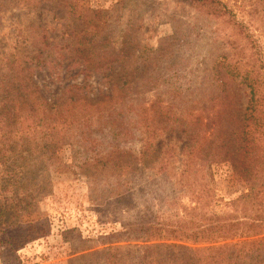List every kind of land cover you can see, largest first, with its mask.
Returning a JSON list of instances; mask_svg holds the SVG:
<instances>
[{"label":"rangeland","instance_id":"obj_1","mask_svg":"<svg viewBox=\"0 0 264 264\" xmlns=\"http://www.w3.org/2000/svg\"><path fill=\"white\" fill-rule=\"evenodd\" d=\"M90 28L98 29L107 41L106 51L141 55L128 61L131 68L140 67V71L135 75L136 79L129 81L127 91L133 92L130 96L139 98L146 105L164 100L170 130L143 160L136 159L140 158L142 134H137L134 141L121 143V147L131 151L134 159L119 163L115 174L109 176L86 164L92 152L84 151L78 143L64 146L44 143L35 131L16 136L11 160L0 156V213L4 212L9 218L18 209L29 212L26 202L34 197L31 210L42 216L44 224L36 223L38 230H31L29 235H36L38 231H43L44 235L20 250L10 252L9 238L17 234L3 231L0 234V264H105L115 256L125 264H137L142 260L146 261L144 264H151L160 250L155 247L146 251L145 247L173 243L132 239L125 230V223L144 216L151 218V214L166 217L171 213L172 207L166 197L169 189L161 185V178H170L181 170V140L190 141L187 135L190 131H182L176 125L175 117L180 110H169L173 96L162 85L169 80L182 91L203 80L216 85V79L210 73L215 72L217 66L230 65L234 57L228 40L232 30L221 22L198 16L177 0H0V67L7 69L13 55L46 54L43 36L47 33L52 45L56 46L52 51L53 59L63 58L53 66L41 65L32 73L24 72L21 77L32 75L52 99H68L74 95L72 86L83 87L81 93L97 102L92 111L99 117L100 109L118 107L123 102L120 87L124 80L117 77L118 64L104 73L86 70L82 60L76 58L73 50L79 36ZM255 29L254 36L264 50V27ZM153 67L157 69L152 78L157 80L156 87L151 90L142 86L136 88L137 79L143 73L150 77ZM208 93V90L200 92L198 97L204 99L200 117L206 127L207 140L211 142L209 117L224 118L227 111L211 109L207 101L211 94ZM232 93L234 108L237 113L244 114L249 90L234 85ZM187 94L184 92L183 96ZM65 103L69 105L68 101ZM224 122L223 119V125ZM107 133L104 134L105 141H112ZM223 134L218 135L217 143L213 142L211 148L207 147L211 154H214L215 146L226 141ZM2 143L0 139V147ZM176 144L179 154L171 161L165 157L164 150ZM223 150L219 148L221 153ZM163 163L168 164L166 177L157 176ZM137 169L140 170L137 172ZM237 173L228 162L205 166L206 182L213 197L207 207L209 213L224 215L232 211L231 201L246 193L245 180ZM16 183L19 190L15 194L12 189ZM34 189L41 191L36 190L32 196ZM27 195L31 198L27 199ZM179 205L181 209L193 207L187 198ZM228 242L236 243L237 240Z\"/></svg>","mask_w":264,"mask_h":264},{"label":"trees","instance_id":"obj_2","mask_svg":"<svg viewBox=\"0 0 264 264\" xmlns=\"http://www.w3.org/2000/svg\"><path fill=\"white\" fill-rule=\"evenodd\" d=\"M177 1L191 8L200 17L228 26L232 30L228 40L234 57L230 65L217 66L216 71L210 73L216 79V85L203 80L202 83L182 91L180 86L176 87L169 80L163 83L162 87L173 96L169 110H180L179 115L175 117L176 125L182 131H190L187 134L190 141L185 143L181 140V170L173 173L170 178H161V185L169 189V196L166 197L172 211L166 217L151 214V218L144 216L140 220L125 223V230L129 238L143 239L144 242L173 241L172 244L145 247L146 251L155 247L160 250L151 264H262L264 50L254 32L257 31L255 28L259 30L264 27V0ZM79 18L87 22L83 17ZM98 32V29L90 28L82 33L73 52L76 58L82 60V67L86 70L105 73L113 70L114 64H118L117 77L124 80L120 87L123 102L118 107L100 109L99 117H96L92 109L98 104L81 93L83 87L72 86L74 95L68 99H52L37 85L32 75L22 78L21 74L24 72L32 73L34 68L41 65L53 66L63 58L61 56L53 59L52 51L56 46L52 45L51 37L44 33L43 45L48 51L46 54H30L24 57L13 55L11 62L6 66L7 69L0 67L3 69L0 70V139L3 140L2 148L0 147L1 158L11 160V154L14 152L13 140L16 136L35 131L40 134L44 143H56L60 146L78 143L84 151L92 152V157L87 158L86 164L109 176L115 174L119 163L134 159L131 151L121 147V143L134 141L137 134H142L140 158L136 159L143 160L154 149L157 141L170 130V117L165 114L164 100L158 99L153 104L146 105L140 102L139 98L130 96L133 92L127 91L129 81L131 78L136 79L135 75L140 71V67H134V73V68L128 65V61L131 57L138 59L141 55H126L121 52L112 54L106 51L107 41ZM150 72V77L143 73L142 77L137 79L136 88L142 86L151 90L156 87L157 80L152 78L156 76L157 69L153 67ZM112 74L110 76L113 78ZM234 85L244 86L249 90L244 114L237 113L234 108ZM206 90L211 94L207 100L211 109L227 111L224 118L209 117L211 127L210 131L207 130L211 132L212 143L207 140L206 127H203L200 117L204 99L198 96ZM217 91L219 93L216 94ZM184 92L188 94L183 96ZM65 101H68L69 105ZM105 110L107 112H104ZM106 131L112 141H105ZM221 132L224 133L226 141L221 146L217 144L214 154H211L208 148L219 139ZM208 142L210 146L207 145ZM176 146L178 144L170 145L164 150L165 157L168 156L171 161L179 154ZM221 147L224 149L223 153L219 151ZM219 162L230 163L237 170V174L244 178L247 187L246 193L231 201L232 211L224 215L212 214L207 210L213 197L206 182L204 168L208 163ZM167 173L168 164H161L157 176L166 177ZM18 183L15 190L12 189L15 194L19 190ZM36 190L34 189L32 196ZM26 198L31 197L27 195ZM185 198L191 201L193 207L180 208L179 204ZM30 200L32 201L26 202L29 212L18 209L16 214L9 218L4 212L0 213V234L3 231L7 234H17L9 238L10 252H16L28 242L44 235L43 231L29 235L31 230H38L36 223L44 224L42 216L31 210L35 198ZM22 203L26 204L24 201ZM239 211L242 212L241 215L238 214ZM229 240L237 242H228ZM145 262L142 260L137 264ZM105 264L125 263L115 256Z\"/></svg>","mask_w":264,"mask_h":264}]
</instances>
